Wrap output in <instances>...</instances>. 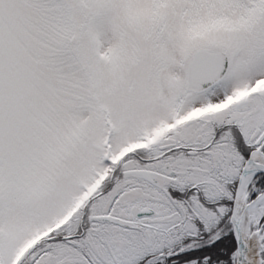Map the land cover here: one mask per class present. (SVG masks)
Returning <instances> with one entry per match:
<instances>
[{
	"label": "snow or ice",
	"instance_id": "1",
	"mask_svg": "<svg viewBox=\"0 0 264 264\" xmlns=\"http://www.w3.org/2000/svg\"><path fill=\"white\" fill-rule=\"evenodd\" d=\"M0 264H264V0H0Z\"/></svg>",
	"mask_w": 264,
	"mask_h": 264
}]
</instances>
